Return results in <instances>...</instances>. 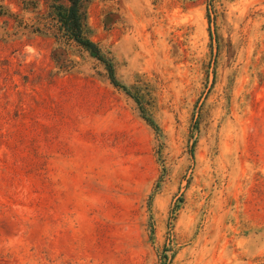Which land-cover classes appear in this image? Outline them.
<instances>
[{
  "label": "rangeland",
  "instance_id": "obj_1",
  "mask_svg": "<svg viewBox=\"0 0 264 264\" xmlns=\"http://www.w3.org/2000/svg\"><path fill=\"white\" fill-rule=\"evenodd\" d=\"M50 5L0 0V264H264V0L86 1L139 104Z\"/></svg>",
  "mask_w": 264,
  "mask_h": 264
},
{
  "label": "trees",
  "instance_id": "obj_2",
  "mask_svg": "<svg viewBox=\"0 0 264 264\" xmlns=\"http://www.w3.org/2000/svg\"><path fill=\"white\" fill-rule=\"evenodd\" d=\"M49 15L52 16L57 30L67 40L73 41L75 44L83 48L89 53V55L104 65L107 76L112 84L116 88L122 89L129 97L135 100L139 104V98L131 93V91L121 85L116 79L114 66L112 61L106 57L101 51L99 46L90 39V29L86 22L85 2L88 0H50ZM2 8H0V15ZM55 60V59H54ZM142 118L145 120L148 126H150L155 132L157 127L154 122L144 114L142 108Z\"/></svg>",
  "mask_w": 264,
  "mask_h": 264
}]
</instances>
